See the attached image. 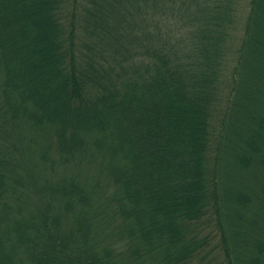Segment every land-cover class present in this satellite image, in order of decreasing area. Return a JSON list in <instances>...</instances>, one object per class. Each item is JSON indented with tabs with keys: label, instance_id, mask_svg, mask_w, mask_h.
I'll use <instances>...</instances> for the list:
<instances>
[{
	"label": "trees",
	"instance_id": "trees-1",
	"mask_svg": "<svg viewBox=\"0 0 264 264\" xmlns=\"http://www.w3.org/2000/svg\"><path fill=\"white\" fill-rule=\"evenodd\" d=\"M0 264H264V0H0Z\"/></svg>",
	"mask_w": 264,
	"mask_h": 264
}]
</instances>
